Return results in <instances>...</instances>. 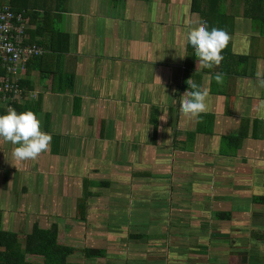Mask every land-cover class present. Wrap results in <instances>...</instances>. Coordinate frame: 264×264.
<instances>
[{
  "label": "crops",
  "instance_id": "crops-1",
  "mask_svg": "<svg viewBox=\"0 0 264 264\" xmlns=\"http://www.w3.org/2000/svg\"><path fill=\"white\" fill-rule=\"evenodd\" d=\"M217 3L66 4L54 25L69 40L47 33L23 77L50 145L18 160L0 139L3 229L29 232L33 214L106 252L78 264H264V0ZM205 22L229 36L211 69L185 38ZM192 82L207 91L197 119L180 112Z\"/></svg>",
  "mask_w": 264,
  "mask_h": 264
},
{
  "label": "trees",
  "instance_id": "trees-1",
  "mask_svg": "<svg viewBox=\"0 0 264 264\" xmlns=\"http://www.w3.org/2000/svg\"><path fill=\"white\" fill-rule=\"evenodd\" d=\"M70 0H8L12 10L16 13H22L27 26L26 32L29 39L27 44H37L45 47V35L52 33L54 37L69 40L68 34L57 30L54 25L55 17L65 12L66 4ZM217 5L221 7L224 0H217ZM5 4V0H0V6ZM195 8V7H194ZM37 58H32L31 61ZM28 62L29 63L31 62ZM73 79V78H71ZM22 85L25 82L22 81ZM18 113L31 111L33 106L28 104H18ZM209 120V119H208ZM212 122V121H211ZM211 122H208V132L212 133ZM243 136L229 137L230 143H236L235 148L240 146ZM263 202L264 197L256 199ZM217 217L220 220L231 219V214L218 212ZM59 227L53 225L49 229H44L35 224L30 233L22 240L19 233L5 230L2 227L0 216V264H78L70 261L72 256L77 253H83L87 258L104 257L106 252L102 249L86 248L79 250L60 241ZM37 257L41 261H30L28 257Z\"/></svg>",
  "mask_w": 264,
  "mask_h": 264
},
{
  "label": "clouds",
  "instance_id": "clouds-1",
  "mask_svg": "<svg viewBox=\"0 0 264 264\" xmlns=\"http://www.w3.org/2000/svg\"><path fill=\"white\" fill-rule=\"evenodd\" d=\"M185 38L202 68L220 65L222 49L229 40L225 31L215 27L209 30L205 22L198 28H189ZM215 80L221 83L222 75L217 73ZM188 87L191 90L182 96L180 112L189 119H197L206 111L207 91L194 82L188 83ZM0 139L15 146L12 153L15 159L28 160L36 159L46 151L52 137L41 131L40 120L33 112L17 113L10 108L6 114L0 115Z\"/></svg>",
  "mask_w": 264,
  "mask_h": 264
},
{
  "label": "built area",
  "instance_id": "built-area-1",
  "mask_svg": "<svg viewBox=\"0 0 264 264\" xmlns=\"http://www.w3.org/2000/svg\"><path fill=\"white\" fill-rule=\"evenodd\" d=\"M26 29L22 13L14 12L9 3L0 6V115L10 108L18 113V104H24L27 97L36 98L34 93L26 95L22 81L28 62L44 56L47 50L27 44L30 37Z\"/></svg>",
  "mask_w": 264,
  "mask_h": 264
},
{
  "label": "rangeland",
  "instance_id": "rangeland-1",
  "mask_svg": "<svg viewBox=\"0 0 264 264\" xmlns=\"http://www.w3.org/2000/svg\"><path fill=\"white\" fill-rule=\"evenodd\" d=\"M32 216V221L30 222L29 221V224H30V226H29V232H26V228L24 229L25 231H22V230H19L18 231V233H21V234H19L20 235V237H21V239L23 240L24 238H25V236L28 234V233H30L31 232V230L33 229L32 227H33V223H34V221H35V218L33 217V214L31 215ZM28 217H26L25 216V220H24V222L23 223H25L26 224V219H27ZM52 218H55V215H53L52 216ZM60 221V223H61V225H62V229H63V225H64V223L65 222H67L68 221V219H66V221H65V218H62V220H59ZM48 225V224H47ZM51 226H48V228H50ZM63 231H65V230H63ZM68 232V231H67ZM66 232V233H67ZM60 236H61V238H60ZM59 238H60V241L61 242H63V240H64V236L61 234V231H60V234H59ZM70 245H72L71 243H70ZM78 249V248H77ZM79 253L76 255H74V257H76V258H72V260L74 259V260H76V259H79ZM28 259L30 260V261H41V260H39L37 257H31V256H29L28 257Z\"/></svg>",
  "mask_w": 264,
  "mask_h": 264
}]
</instances>
